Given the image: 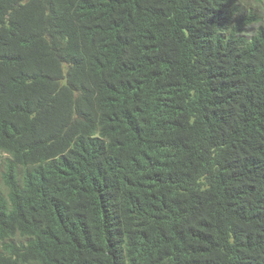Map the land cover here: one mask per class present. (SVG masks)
<instances>
[{
	"label": "trees",
	"instance_id": "obj_1",
	"mask_svg": "<svg viewBox=\"0 0 264 264\" xmlns=\"http://www.w3.org/2000/svg\"><path fill=\"white\" fill-rule=\"evenodd\" d=\"M0 0V264H264V4Z\"/></svg>",
	"mask_w": 264,
	"mask_h": 264
},
{
	"label": "rangeland",
	"instance_id": "obj_2",
	"mask_svg": "<svg viewBox=\"0 0 264 264\" xmlns=\"http://www.w3.org/2000/svg\"><path fill=\"white\" fill-rule=\"evenodd\" d=\"M262 3L264 4V0H262ZM242 5L248 8H256L259 4H257L254 0H242Z\"/></svg>",
	"mask_w": 264,
	"mask_h": 264
}]
</instances>
